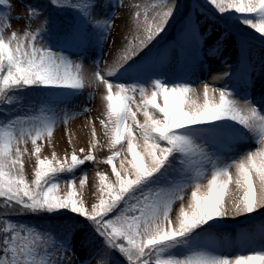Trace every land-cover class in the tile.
<instances>
[{
	"label": "snow or ice",
	"instance_id": "1",
	"mask_svg": "<svg viewBox=\"0 0 264 264\" xmlns=\"http://www.w3.org/2000/svg\"><path fill=\"white\" fill-rule=\"evenodd\" d=\"M0 264H264V0H0Z\"/></svg>",
	"mask_w": 264,
	"mask_h": 264
},
{
	"label": "rangeland",
	"instance_id": "2",
	"mask_svg": "<svg viewBox=\"0 0 264 264\" xmlns=\"http://www.w3.org/2000/svg\"><path fill=\"white\" fill-rule=\"evenodd\" d=\"M134 2V0H123L124 4H129ZM17 4L19 5V0H17ZM17 12H21L23 11L22 7H17L16 9ZM121 15H123L126 19L127 17V8H122L119 10ZM22 22H17V21H13V27L14 28H19L21 26ZM125 30V21L124 20H117L116 21V29L115 32L116 33H120L121 31ZM119 39V37L117 36V40ZM197 88L200 87V85H196ZM257 88H259V83L257 84ZM194 100H196L195 97H193ZM196 102H202V100H197ZM88 107L91 108L93 111L91 114H85V115H81L76 117L75 119L71 120L70 123L65 126V125H60L57 128L56 133L54 134L53 137V141L49 144H45L42 150V156L44 157H50L51 156V152H52V144L54 143L55 145V151L56 154L59 158H63L65 151L67 150L70 154V145L68 144V140H67V132L70 130L71 134H72V140L74 143H76L77 145H81L83 144L86 140H87V128L85 127V122L87 120L93 119L94 117H96L98 115V109H99V94H97L96 100H94L91 103L88 104H82L81 105V110L83 107ZM97 129L98 132H100V126L97 120ZM101 142H103V136L101 135ZM29 150L31 151V144L28 145ZM110 153L107 151V149H105L104 151H100L97 150L95 153L96 159L97 160H103L107 157V155H109ZM35 163V158L32 157L31 159H28L27 157L25 158V168H26V172L28 173V178L31 179L32 178V171H33V165ZM109 171L110 172V166L107 164H99V165H95L92 163H89L87 165V171H88V183L85 186V189H83L82 191L84 192L85 196L88 197L90 191L94 188L95 184L97 183V180L95 178V173L96 171ZM79 175V173H78Z\"/></svg>",
	"mask_w": 264,
	"mask_h": 264
},
{
	"label": "trees",
	"instance_id": "3",
	"mask_svg": "<svg viewBox=\"0 0 264 264\" xmlns=\"http://www.w3.org/2000/svg\"><path fill=\"white\" fill-rule=\"evenodd\" d=\"M185 3L189 2V0H184Z\"/></svg>",
	"mask_w": 264,
	"mask_h": 264
}]
</instances>
